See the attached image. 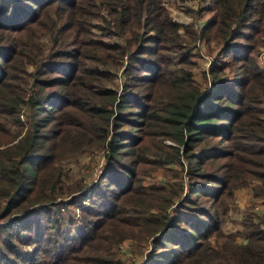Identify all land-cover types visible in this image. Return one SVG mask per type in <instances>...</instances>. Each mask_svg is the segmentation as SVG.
<instances>
[{
  "label": "trees",
  "instance_id": "16d2710c",
  "mask_svg": "<svg viewBox=\"0 0 264 264\" xmlns=\"http://www.w3.org/2000/svg\"><path fill=\"white\" fill-rule=\"evenodd\" d=\"M207 9L182 35L161 0H0V264H131L125 239L150 245L137 264H264V214L222 229L248 177L264 202V0ZM196 38L213 42L207 88L192 75ZM30 81L16 139L6 124ZM99 145L86 202L61 160ZM169 164L174 184L145 183Z\"/></svg>",
  "mask_w": 264,
  "mask_h": 264
},
{
  "label": "rangeland",
  "instance_id": "374dc122",
  "mask_svg": "<svg viewBox=\"0 0 264 264\" xmlns=\"http://www.w3.org/2000/svg\"><path fill=\"white\" fill-rule=\"evenodd\" d=\"M161 4L167 9L169 15L178 22L179 33L184 35V29L191 26L196 33L200 32V29L210 18L212 12L208 11L207 7L212 4V0H161ZM95 31L97 29L95 28ZM108 42H123L122 38L114 37L106 39ZM213 42L207 43L205 40L196 38L187 51L191 54L192 60L195 62L192 68L193 78L201 84L202 87L207 88L209 85V65L212 60V53L210 46ZM258 52L256 55V64L260 68L264 67V58L261 60V54L264 52V34L261 36V43L257 46ZM126 58L121 59V66L117 70L116 82L118 87H121V83L124 80L122 72L123 65L125 64ZM28 70L32 68L28 66ZM31 81L24 87V102L19 106L17 122L9 121L6 127L10 134L15 135L16 139L24 133L26 130V121L28 113V105L26 103L27 98L31 94ZM20 133V135H19ZM18 135V136H17ZM15 139V140H16ZM3 145H0V148ZM104 145L91 147L88 152L81 153L77 156H65L61 160V167L64 175L69 177V182H74L76 185H81L79 191L85 193L83 201L88 202L90 199V189L98 181V178L102 172V166L105 162L106 152L103 150ZM179 168L177 164H169L164 168H160L153 172L152 178L145 180L148 183L151 179L160 185H166L167 187L174 184L177 178L172 175L169 169ZM185 181L187 177L185 176ZM257 184L255 178H247L246 183L234 190L233 199L229 205V199L226 200L228 205L227 216L222 225L224 233L233 231L241 226L240 220L245 212L251 208L255 213L264 214V202L261 199L253 198V187ZM173 203V207L170 210L176 209ZM81 213L79 212L78 206L73 211V217L79 218ZM119 253L129 263H140L144 260L146 251L150 248L147 244V249L144 251H138L135 248V242L132 239H125L117 247ZM144 257L140 260V257Z\"/></svg>",
  "mask_w": 264,
  "mask_h": 264
},
{
  "label": "crops",
  "instance_id": "0c3cea01",
  "mask_svg": "<svg viewBox=\"0 0 264 264\" xmlns=\"http://www.w3.org/2000/svg\"><path fill=\"white\" fill-rule=\"evenodd\" d=\"M241 227V226H240ZM239 227V228H240ZM237 240L239 241V242H242V241H244L245 239L244 238H242V237H238L237 238ZM143 257H144V254H143V256L142 257H140V260H142L143 259Z\"/></svg>",
  "mask_w": 264,
  "mask_h": 264
},
{
  "label": "built area",
  "instance_id": "2783aa9c",
  "mask_svg": "<svg viewBox=\"0 0 264 264\" xmlns=\"http://www.w3.org/2000/svg\"><path fill=\"white\" fill-rule=\"evenodd\" d=\"M264 58V52L261 54V60H263ZM105 149H103L105 152L107 151L106 147H104Z\"/></svg>",
  "mask_w": 264,
  "mask_h": 264
}]
</instances>
